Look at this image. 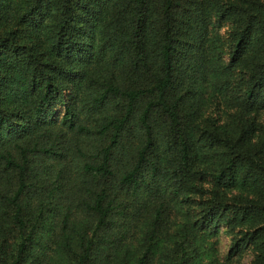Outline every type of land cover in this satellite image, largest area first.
Here are the masks:
<instances>
[{
    "label": "trees",
    "instance_id": "trees-1",
    "mask_svg": "<svg viewBox=\"0 0 264 264\" xmlns=\"http://www.w3.org/2000/svg\"><path fill=\"white\" fill-rule=\"evenodd\" d=\"M247 249L264 264V0H0V264Z\"/></svg>",
    "mask_w": 264,
    "mask_h": 264
},
{
    "label": "rangeland",
    "instance_id": "rangeland-1",
    "mask_svg": "<svg viewBox=\"0 0 264 264\" xmlns=\"http://www.w3.org/2000/svg\"><path fill=\"white\" fill-rule=\"evenodd\" d=\"M19 34H24L25 39L30 40L33 38V36L25 31H19ZM213 241L214 242V256L217 260L220 262L223 260L224 256L226 255L228 249L230 248V236L222 229L219 228L218 234L216 237H210L203 241L202 246L205 248L204 250H207V246L209 243ZM251 258V249H247L243 251L235 260L236 264H248ZM234 260V261H235Z\"/></svg>",
    "mask_w": 264,
    "mask_h": 264
}]
</instances>
